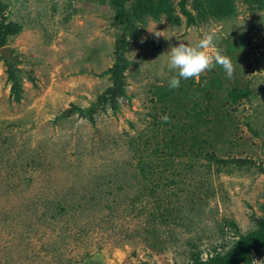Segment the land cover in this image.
Listing matches in <instances>:
<instances>
[{"label": "rangeland", "instance_id": "1", "mask_svg": "<svg viewBox=\"0 0 264 264\" xmlns=\"http://www.w3.org/2000/svg\"><path fill=\"white\" fill-rule=\"evenodd\" d=\"M1 1L22 31L0 52V264H186L258 228L264 0H157L179 20L147 16L128 38L117 110L100 102L122 33L110 0ZM208 33L233 77L217 65L170 89L160 56Z\"/></svg>", "mask_w": 264, "mask_h": 264}, {"label": "trees", "instance_id": "2", "mask_svg": "<svg viewBox=\"0 0 264 264\" xmlns=\"http://www.w3.org/2000/svg\"><path fill=\"white\" fill-rule=\"evenodd\" d=\"M132 7L129 9V3ZM110 4L115 8L117 14V24L121 27V34L118 36L117 43V64L107 72L112 75L113 85L101 97V103H110L114 110L118 109V98L126 96L125 73L129 68V59L126 51L130 49L128 38L137 40L140 31L139 25L145 22L147 16L159 18L162 14L167 15L173 23L179 20L175 14V8L171 4H159L157 0H110ZM7 5L0 0V52L9 41V37L22 31V27L15 22L7 21L5 12ZM185 14L191 21L195 17L191 12L184 10ZM8 81L11 83V94L15 101L20 102L22 99L23 85L19 77V71L13 64H9ZM98 107L93 105L88 110H79L73 108L67 111L66 116H72L79 112L82 116L89 119L94 118ZM237 234V235H236ZM221 248V249H220ZM219 250H221L219 252ZM264 253V216L258 219V228L247 234H238L235 231L234 240L231 243L221 245L214 249V254L208 255L207 258L202 253H193L191 259L186 264H254V258L262 257ZM138 264H148L141 262Z\"/></svg>", "mask_w": 264, "mask_h": 264}, {"label": "clouds", "instance_id": "3", "mask_svg": "<svg viewBox=\"0 0 264 264\" xmlns=\"http://www.w3.org/2000/svg\"><path fill=\"white\" fill-rule=\"evenodd\" d=\"M160 33L155 32V35L160 37L162 36ZM216 39L217 37L214 33H208L195 43L178 40V44L170 46V50L160 56L166 57V62L161 65L157 75L166 69L172 73L171 78L168 80V87L170 89H178L182 80L197 78L202 73L210 71L219 65L226 77L231 79L235 71L231 57L225 54L222 49L215 47ZM210 48H215L214 55L209 53L208 49ZM162 119L167 122L169 117L165 115Z\"/></svg>", "mask_w": 264, "mask_h": 264}, {"label": "water", "instance_id": "4", "mask_svg": "<svg viewBox=\"0 0 264 264\" xmlns=\"http://www.w3.org/2000/svg\"><path fill=\"white\" fill-rule=\"evenodd\" d=\"M1 54L5 55V57L8 59L9 58L8 48L1 49Z\"/></svg>", "mask_w": 264, "mask_h": 264}]
</instances>
